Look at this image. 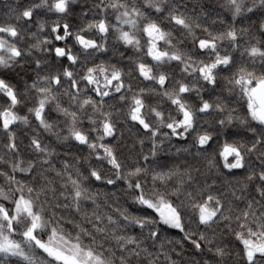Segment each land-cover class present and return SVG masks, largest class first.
<instances>
[{"label": "clouds", "instance_id": "clouds-1", "mask_svg": "<svg viewBox=\"0 0 264 264\" xmlns=\"http://www.w3.org/2000/svg\"><path fill=\"white\" fill-rule=\"evenodd\" d=\"M0 264H264V0H0Z\"/></svg>", "mask_w": 264, "mask_h": 264}, {"label": "snow or ice", "instance_id": "snow-or-ice-1", "mask_svg": "<svg viewBox=\"0 0 264 264\" xmlns=\"http://www.w3.org/2000/svg\"><path fill=\"white\" fill-rule=\"evenodd\" d=\"M249 258L251 259V253H249Z\"/></svg>", "mask_w": 264, "mask_h": 264}]
</instances>
